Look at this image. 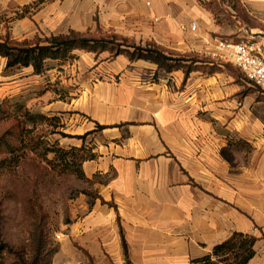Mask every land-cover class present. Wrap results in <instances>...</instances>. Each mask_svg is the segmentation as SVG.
<instances>
[{
  "label": "crops",
  "instance_id": "1",
  "mask_svg": "<svg viewBox=\"0 0 264 264\" xmlns=\"http://www.w3.org/2000/svg\"><path fill=\"white\" fill-rule=\"evenodd\" d=\"M249 2L259 17L250 31L264 32V0ZM191 21L196 33L180 28ZM6 22L19 39L100 27L221 68L185 79L183 70L107 52L50 62L75 87L53 106L75 135L91 132L73 145L95 154L84 175L102 179L69 226L96 264H126L121 232L133 264H191L235 232L257 238L247 264H264V97L243 95L215 57L222 29L211 11L198 0H0V27Z\"/></svg>",
  "mask_w": 264,
  "mask_h": 264
},
{
  "label": "rangeland",
  "instance_id": "2",
  "mask_svg": "<svg viewBox=\"0 0 264 264\" xmlns=\"http://www.w3.org/2000/svg\"><path fill=\"white\" fill-rule=\"evenodd\" d=\"M202 1L198 0L200 4ZM253 13L249 0L226 1L219 6V22L212 13L222 29L217 34L239 40L259 23V17L254 15L256 12ZM8 26L6 22L0 27V35L11 37ZM92 34L98 33L95 31ZM5 65V59L0 57V105L5 110L4 114H0V135L7 132L9 137L14 138L19 134L21 128L18 127L17 117H21L20 120L24 121L36 140L66 150L73 143H78L79 139L65 136L75 135V128L66 121L65 112L53 106L58 95L60 99H65L75 88L74 83H69L64 67L55 65L44 75H35L31 67L6 69ZM232 66L239 74L244 89L250 90L256 100L264 97L261 87L250 83L237 67ZM19 104H22L21 110L17 109ZM26 113L43 114L45 118L31 123L26 119ZM81 154L86 155V152ZM53 157L54 154L50 153L49 158ZM68 160L72 158L68 157ZM83 162L63 171L59 161L54 167L38 154L29 152L12 173L1 176L0 240L4 239L15 250L30 252L37 223L44 222L50 229L51 243L58 249L53 264L88 263L85 247L79 237L70 234L69 226L84 216L85 203L90 204L97 194L94 183L102 179L87 178L82 170ZM8 261L12 262V258L9 257Z\"/></svg>",
  "mask_w": 264,
  "mask_h": 264
},
{
  "label": "trees",
  "instance_id": "3",
  "mask_svg": "<svg viewBox=\"0 0 264 264\" xmlns=\"http://www.w3.org/2000/svg\"><path fill=\"white\" fill-rule=\"evenodd\" d=\"M226 1L229 0L202 1V4L214 14L219 22L218 9ZM103 31L99 27L97 35L92 34V32L83 33L75 30L49 36L37 34L32 39L20 41L11 38L8 34L5 36L0 35V57L5 59L6 69L31 67L35 75H43L50 68V62L52 61L64 63L75 59L77 51L92 52L97 56L105 52L109 53L110 57L125 55L132 61L140 59L150 60L170 72L183 70L185 79L193 71L199 70L205 73H213L221 70L214 61L200 58L193 53L182 54L175 51H167L154 42H147L144 45L112 30ZM211 62L213 64H210ZM225 64L236 75L237 82L242 85L238 77L239 74L232 64ZM248 93H251L250 90H242L243 95ZM259 100H261V97ZM17 109L21 110L22 104L17 105ZM4 113L5 110L0 105V114ZM20 118L17 117L18 127L21 128L19 134H16L14 138L9 137L7 132L0 135V177L12 173L27 157L29 152L38 154L54 167H57L56 161H59L61 164L59 166H62L63 171L71 169L73 166H78L81 161L95 157V154L86 147L85 143L81 146L73 145L69 150H66L63 147H56L55 144L44 143L40 139L36 140ZM44 118L43 114L26 113V119L31 123ZM104 128L102 125L98 126L99 130ZM90 133L65 136L85 140ZM82 152H86V155H82ZM50 153L54 154L53 159L49 158ZM68 157H71L72 160L69 161ZM121 234L126 264H133L128 254V247L123 233L121 232ZM32 236V249L26 253L13 249L9 243L1 239L0 264H53V257L58 249L50 241V229L48 226L44 222L37 223V229ZM256 241L257 238L253 235L235 232L227 240L215 245L210 254L193 259L191 264H247L256 253ZM88 256L89 262L86 264H96L94 258L89 254ZM9 257L12 258V262L8 261Z\"/></svg>",
  "mask_w": 264,
  "mask_h": 264
},
{
  "label": "built area",
  "instance_id": "4",
  "mask_svg": "<svg viewBox=\"0 0 264 264\" xmlns=\"http://www.w3.org/2000/svg\"><path fill=\"white\" fill-rule=\"evenodd\" d=\"M183 31L196 33L198 23L181 24ZM215 57L239 68L246 79L264 90V32L247 31L239 40L214 37Z\"/></svg>",
  "mask_w": 264,
  "mask_h": 264
}]
</instances>
